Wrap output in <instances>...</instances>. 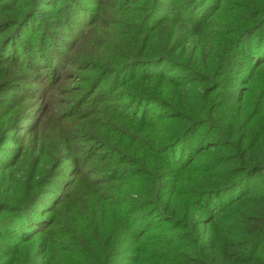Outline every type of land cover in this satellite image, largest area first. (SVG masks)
I'll return each instance as SVG.
<instances>
[{"label": "rangeland", "instance_id": "obj_1", "mask_svg": "<svg viewBox=\"0 0 264 264\" xmlns=\"http://www.w3.org/2000/svg\"><path fill=\"white\" fill-rule=\"evenodd\" d=\"M150 5H156V9L147 13L146 8ZM9 14L14 16L10 17L12 20L0 16L1 21L17 20L14 27L0 33V47L5 45V50L0 52V130L3 127L8 138L14 141L0 149V206L10 207L11 212L0 213V219L3 218V226H16L25 218L31 220L44 214L40 230L46 232L47 226L52 227L31 246L6 250L9 255L5 259H2L4 254L1 256L2 249L9 242L0 235V264H66L69 254L66 257L61 250L77 252L69 239L77 235V217L73 214L84 210V205L82 197L62 194L69 184L81 179L76 175L80 166L85 176V188H98L101 197L112 196L113 202L118 204L119 207H113L111 211L113 219L116 208H124L127 196L133 194L135 187L139 188L142 201L148 198L145 190L150 188L147 172L137 177L135 174L141 171V166L139 170L131 167L130 158L122 155L121 148L115 153L97 145V150L92 151L88 159L75 163L72 147L80 136L67 133V127L82 130L81 124L87 122L93 127L95 122L104 125L115 121L126 135L118 137L109 129L111 138L120 145L133 148L131 136L147 142L145 133L149 129L141 123L146 120L152 128L161 131L164 123L159 120L168 112L160 104L137 101L147 81L155 82L163 77L179 86L189 82L191 85L186 86L197 87L198 77L189 68H199L205 78L207 68L213 70L214 63L228 64L227 74L216 71L213 80L230 79L226 85H233L237 92L235 64L239 63L236 61L240 57L225 55V51L230 52L233 38L240 29L249 27V32L256 37L264 32V0H0V15ZM143 49L151 53L162 50L167 61L146 69L148 67L141 62L145 60ZM114 55L121 60V68L113 76L105 77L106 74L98 71L96 66H108L110 56ZM124 56L132 60L124 61ZM137 64L140 66L133 68ZM247 64L241 65V75L247 71ZM156 75L158 77H154ZM247 75L249 80L243 85L246 104L243 112L253 118L252 126L259 130L264 122V67L254 70L253 65ZM97 78L100 79L96 81ZM95 82L97 90L92 96L86 95ZM112 86L116 92L98 95ZM111 100L118 103L105 110ZM128 108L131 109L126 111ZM126 114L132 115V119L125 117ZM221 118L220 123L224 125ZM199 133L204 134L205 128ZM96 135L99 138L109 136L106 129ZM257 136L248 134V139L256 140ZM88 144L86 141L83 148ZM164 151L168 157L169 150L165 148L160 152ZM174 153L177 157L178 150ZM59 154L65 161L60 168L57 167ZM187 163L178 160L179 165ZM111 164L123 169L112 175L108 171ZM153 164L150 172L157 169L171 172L162 181L164 192L158 202L160 211L150 206L138 209L131 215L133 220L139 218L144 226L165 228L183 224L197 226L200 230L206 215L192 211L205 202V160L193 165V171L182 173L177 182L174 172L178 166L173 163L163 165L158 160ZM7 165H10L9 169ZM92 168H96L97 173ZM122 177L127 178L124 179L125 186H119L118 180ZM111 178L114 179L109 181ZM136 178L140 179L134 181ZM118 190L125 194H118ZM172 190L177 191V195ZM36 196H40L37 203L44 202L43 206L49 205V209L39 204V207L34 205L26 210ZM59 202L62 210L46 213ZM168 206L173 209L174 216L166 209ZM19 207L20 213L13 211ZM126 212L130 215L132 210L126 208ZM168 216L174 219L172 224L166 223L165 220H170ZM186 230L179 229L176 234ZM2 231L7 232L8 228L0 229ZM160 232L158 240L163 241L166 238L162 234L168 236V232ZM172 242L185 244L178 239ZM197 242L205 244V237L197 236ZM128 243L130 241L126 239L125 251L118 264H129L130 259L138 258L129 251ZM184 246V252L198 248L192 244ZM150 258L152 254L140 257L139 264H152Z\"/></svg>", "mask_w": 264, "mask_h": 264}, {"label": "trees", "instance_id": "obj_2", "mask_svg": "<svg viewBox=\"0 0 264 264\" xmlns=\"http://www.w3.org/2000/svg\"><path fill=\"white\" fill-rule=\"evenodd\" d=\"M156 5L148 6L146 8L147 13L154 12ZM0 16L7 19L14 17L11 14ZM1 20L0 33L14 27L17 21ZM10 20L12 19L10 18ZM202 28L205 26L203 25ZM245 31L247 33H243ZM4 47L5 45L0 47V52L5 50ZM257 51H259L258 54ZM162 53V50H155L151 53L147 49H143L142 56L145 60H141L144 63L142 65L149 69L157 63L161 64L167 61ZM227 54H235L240 57V60L236 61L239 63L235 64L239 83L237 92L233 90V85H226L227 81H231L230 79L213 80L216 78V71L227 74L228 64L214 63L213 70L207 68L205 78L199 72V68H189V71L198 77L197 87L186 86L191 85L189 82L179 86L170 82V79L163 77H159V80L155 82L147 81L144 84L137 101L140 100L141 103H148L149 105L157 103L168 111L161 117L163 119L159 120L161 121L159 123H164L160 128L161 131L152 128L146 120L141 123L143 127L149 129V132L145 133L147 142L134 138V136H131L134 141L133 148L114 142L108 132L109 129L114 131L118 137L121 134L126 135L119 128L121 125L115 121H108L104 125L95 122L93 127L90 126L91 122H87L81 124L82 130L73 126L67 127V133L80 136L76 140L75 146L72 147L74 150L72 157L75 163H83L88 159L90 153L97 150V145L115 153H118V149L121 148L122 155L130 158L129 165L131 167H136V170H139V166H141V171L135 174L137 177L145 174L143 172H147V183L150 188L145 190L148 198L142 201V194L139 192V188L135 187L132 191L133 194L127 196L126 200L128 201L124 208L122 210L116 208L114 211L116 218L113 219L111 218L113 216L111 211H113V207H119L118 204L113 202L112 196L101 197L98 188L92 190L85 188L83 183L85 176L80 166L76 175H79L81 179L69 184L67 190L62 194L82 197L84 205V210L73 214L77 217V235L69 239L73 242V247L77 248V252L72 254L73 252L70 253L68 249L61 250V253L66 257L69 254V258H66V264H118L125 251L126 239L130 241L128 243V246H131L129 251L138 257L130 259L129 264H139V258L147 254H152V258H150L152 264H264V122L261 128L257 130L256 126H252L253 118L243 112L246 106L243 101L245 93L243 85L249 80L247 73L253 65L254 70L264 67V32L256 37L255 34L249 32V27L240 29L233 38L230 52L225 51V55ZM128 58L129 56H124V61L125 59L126 61L132 60H127ZM119 61L121 60L115 55L110 56L108 66L96 67L98 71H102V74H106L105 77L113 76L121 68L122 64H119ZM247 61H249L248 64ZM242 64H247V71L241 75ZM137 66L140 65L137 64L133 68ZM154 77H158V75ZM99 79L97 78L96 81ZM96 83L92 85L91 90L86 95L92 96L97 90ZM204 84H207L206 87L203 86ZM116 91L115 86H112L110 90L98 92V95L101 92L112 94ZM107 103L109 104H106L105 110L112 109L113 104L118 102L111 100ZM130 109L128 108L126 111ZM229 114L232 115L228 117ZM221 116L224 125L220 123ZM125 117L132 119V115L126 114ZM84 120L79 121L83 123ZM215 122L218 123L217 126L214 124ZM164 125H167L166 128ZM203 128H205V133L200 134L199 131ZM101 129H106L109 136L97 137L96 134ZM248 134L254 138L258 134L260 139L257 140V136L256 140H249ZM13 141V138H8L7 132L2 127L0 130V149L2 146L12 144ZM86 141H88L89 146L83 148L82 145ZM247 142L249 143L246 144ZM91 145L92 147L89 149ZM165 148L167 151L169 150L168 157L165 156V151L164 153L160 152ZM131 149H134L132 154ZM175 149L178 150L177 157L176 152L174 153ZM57 157H59L57 167L60 168L65 161L62 160L61 154ZM179 159L183 163L185 161L188 163L183 166L179 165ZM157 160L162 161L163 165L164 163L169 165L173 163L180 168L174 172L176 182L181 179L182 173L193 171L194 169L191 168L193 165L205 160V202L197 210L192 211L200 216L206 215L200 230L197 226H182L183 224L181 226H165V228L144 226L141 224L142 220L138 218L134 221V218L131 217L137 213L138 209H146L149 206L158 212L160 211L158 202L162 200V193L164 192L162 181L171 172L159 169L150 172L149 169L154 166L153 163ZM9 167L10 165L6 166L7 169ZM92 169L97 173L96 168ZM120 169L123 168L111 164L108 171L115 175ZM178 170H180L179 174ZM113 179L111 178L109 181ZM124 179L127 178L122 177L118 180L119 186L126 185ZM138 179L140 178L133 180L138 181ZM142 181L146 182V180ZM67 192L68 194H66ZM116 192L118 194L124 193L123 190ZM171 192H175L177 195V191L172 190ZM39 199L40 196L29 199L30 202L26 210L34 205L39 207L40 201L39 204L37 203ZM43 203L40 206H43ZM43 207L49 209V205ZM8 208L10 209V207ZM8 208L0 206L1 215L10 213ZM126 208L132 210L130 215L126 214ZM62 209L63 206L59 202L46 213L52 214ZM166 209L174 216L171 206ZM21 210L19 207L13 211L20 213ZM214 215L216 216L214 217ZM168 219L170 220H165L166 223L172 224L174 219L171 217ZM82 221L84 226H82ZM43 222L44 214L31 220L25 218L16 226H3V218L0 219V229L8 228L7 232L2 231L0 235H3V239L9 242L3 249L1 248L3 250L1 256L4 254L2 259L9 255V252H5L6 250L19 248L23 245L31 246L51 230L52 226H47L46 232L40 230ZM179 229L187 230L176 234ZM161 230H164L163 233L168 232V236L162 234L164 239L166 238L163 241L158 240ZM199 233L201 234L199 235ZM197 236L205 237V244L198 243ZM176 239L184 241L185 244L173 243L172 241ZM187 244H192L198 248L184 252L183 248L186 247L184 245ZM187 248L190 247L187 246Z\"/></svg>", "mask_w": 264, "mask_h": 264}]
</instances>
